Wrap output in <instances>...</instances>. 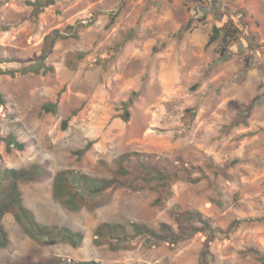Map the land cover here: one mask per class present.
I'll list each match as a JSON object with an SVG mask.
<instances>
[{
    "label": "rangeland",
    "instance_id": "1",
    "mask_svg": "<svg viewBox=\"0 0 264 264\" xmlns=\"http://www.w3.org/2000/svg\"><path fill=\"white\" fill-rule=\"evenodd\" d=\"M55 1L37 14L34 0H0V206L14 201L6 169L42 165L36 181L18 182L24 206L84 239L76 248L32 237L13 205L1 218L0 264H264L250 252L264 253V0ZM55 31L68 37L45 60L52 71L27 70ZM238 105L252 110L234 126ZM10 137L24 148L9 150ZM126 154L154 157L126 162L122 177ZM63 170L126 184L73 212L53 195ZM186 210L228 233L208 244L205 232L96 243L102 223L181 234Z\"/></svg>",
    "mask_w": 264,
    "mask_h": 264
},
{
    "label": "trees",
    "instance_id": "2",
    "mask_svg": "<svg viewBox=\"0 0 264 264\" xmlns=\"http://www.w3.org/2000/svg\"><path fill=\"white\" fill-rule=\"evenodd\" d=\"M56 3L55 0H34V2H30V4L34 7V11L39 14L43 11V8L52 6ZM191 24L187 25L180 31V37H182L187 31L190 30ZM72 29V28H71ZM235 32H238L236 29ZM219 34L215 32L214 40H211L208 45L213 43ZM68 36L64 33L59 31H55L53 34L49 35L46 38V42L44 45L43 54L40 57L35 59V64L28 68L27 70L39 74L42 70L44 74H47L52 71L51 67L45 65V60L47 59L48 55L51 53V50L58 39H66ZM239 109V117L240 119L233 123L234 126H238L241 124H245L252 110V105H238ZM44 110L48 113H55L57 110V104H48L44 107ZM125 117L128 119L130 117L129 112L126 113ZM68 125V121L63 123L64 128L66 129ZM8 149L12 150L17 148L22 150L24 147L23 145L17 143L13 138L7 139ZM1 141V140H0ZM90 146H87L85 149L81 150L79 155H83L86 150ZM154 156H142L138 158L136 155L134 158H130L128 154L123 155L119 159V170L118 174L122 177H126L130 174V170L124 166L126 162L132 161L135 159L136 161L140 162L144 165V159L146 161L150 160ZM239 161H233L232 165L238 164ZM47 171L45 168L43 169L42 165H35L30 169H6L4 178L9 179L12 182V197L13 203L12 204H3L0 206V245L2 247L7 246V234L2 228L1 225V218L3 213L10 210L13 205L16 209V216L20 223L24 226L29 235L35 238H42L46 242L50 244H58L60 242L67 243L72 247H79L83 242V234L80 232H76L71 230L68 227H48L45 225L40 224L36 219L33 212L28 209L23 204L22 193L17 187L18 182L20 181H36L39 177L43 175V173ZM155 179H161L162 176H157L159 170L153 171ZM164 177V176H163ZM153 178V179H154ZM165 179V178H164ZM53 195L54 198L65 206L68 210L77 212L82 209V200L86 197H96L104 194L109 190L111 187L115 185H125L126 182L120 179H95L87 174L74 171V170H63L57 172L54 176L53 181ZM180 218L182 220V224L180 226L181 234L176 233L173 227H169L168 225H162V233L158 234L154 230L150 229L148 226L140 223H132L128 222L125 224L121 223H102L95 231L96 235V243L101 244V242L106 239H116L121 242H128L136 237H148V239L155 238L157 241H171L172 243H177L184 238H191L195 234L200 232H205L208 235L207 244L212 242L216 235H225L228 231L223 232L218 228H214L210 221L205 218L200 212L198 211H191L186 210L180 213ZM185 223L191 224L190 230L187 231L185 228ZM236 224L239 222H235ZM234 223V224H235ZM202 225L201 228L195 225ZM233 224V225H234ZM231 225L230 228L233 227ZM131 231H130V230ZM207 252V251H206ZM250 252L258 255V259L264 263V253L260 252L255 248H251ZM208 253H205L204 258ZM72 264H96L94 262H74ZM202 264H208L207 259L203 260Z\"/></svg>",
    "mask_w": 264,
    "mask_h": 264
}]
</instances>
